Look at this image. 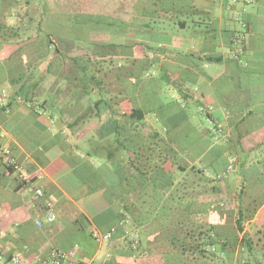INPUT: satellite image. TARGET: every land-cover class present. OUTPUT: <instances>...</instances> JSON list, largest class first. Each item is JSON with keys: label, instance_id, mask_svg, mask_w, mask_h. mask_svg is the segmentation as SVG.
<instances>
[{"label": "crops", "instance_id": "0c3cea01", "mask_svg": "<svg viewBox=\"0 0 264 264\" xmlns=\"http://www.w3.org/2000/svg\"><path fill=\"white\" fill-rule=\"evenodd\" d=\"M138 2L150 3L155 10H171L172 4L178 3L174 9L178 13L176 20L159 19L153 23L159 33L166 32V23L175 30L170 42L159 43L165 50L147 54L142 49L136 56L140 60L157 59L170 82L185 88L180 99L186 106L196 102L206 113V117L193 122V113L181 111V100L168 104L173 109L167 115L175 116L173 126L168 127V138L175 149L176 142L181 144L179 154L166 169L173 175L172 181L176 184L180 179L179 163L197 165L212 180L201 186L199 196L182 200L199 204L201 209L210 207L211 212L182 218L209 220L216 226L213 232L220 239L213 247L221 252L212 256V261L220 264L226 256L229 264H257L253 253L261 252L264 258V0ZM16 10L28 11V6L0 11V144L9 147L32 175L41 174L38 183L44 194L36 196L21 187L0 154V264H48L54 249L68 254L70 261L87 264L212 262L198 259L191 243L184 249L182 245L177 247V237L184 235L187 227H178L174 215L162 211V206L169 203L165 196L149 190L161 181L153 178L150 187L148 181L140 180L144 189L128 196L129 201L137 203V209L127 214L121 200L114 198L110 202L102 190L88 192L87 183L79 174L74 175L83 169V162L90 169L96 167L92 157L78 156L81 152L77 146L87 137L97 136V119L89 118L73 131L66 126L72 120L69 114L50 118L45 112L37 114V102L23 96L12 98L18 86L13 79L37 58L30 44L18 49L26 42L24 33L17 36L15 30L5 29L18 23ZM179 28L185 29V34ZM63 39L75 41L78 37ZM146 39L139 41L149 43ZM63 55L71 57L65 51ZM47 62L41 65L45 79L35 92L49 105L57 97L56 89L65 83L57 84V75L46 72ZM58 71L62 73L64 69ZM142 81L140 93L145 96L148 91L143 93ZM64 100V96L60 97V101ZM159 101L158 95L152 93L154 106L163 105ZM167 115L159 119L148 115L143 133L161 129L160 122L168 123ZM108 120L104 117L103 121L108 124ZM184 133L189 138L185 144L179 138ZM49 209L57 215L53 222L46 220ZM239 217L242 232L236 226ZM38 220L43 221L41 226ZM111 230L110 238H101ZM244 234L252 240L253 253L248 259L241 242Z\"/></svg>", "mask_w": 264, "mask_h": 264}, {"label": "trees", "instance_id": "16d2710c", "mask_svg": "<svg viewBox=\"0 0 264 264\" xmlns=\"http://www.w3.org/2000/svg\"><path fill=\"white\" fill-rule=\"evenodd\" d=\"M23 4L34 6L33 12L14 11L18 14V23L7 25L5 29L15 30L17 36L24 33L26 42L19 43L18 49L30 44L34 47L37 58L30 61L26 69L13 79V84H18V86L14 89L12 98L23 96L27 101L37 102L35 103L37 114L45 112L50 118L69 114L72 120L66 126L73 131L78 130L87 119H97V136L87 137L81 145L77 146L81 152L78 156L81 159L82 155L92 157L97 163L96 167L90 169L88 163L83 162V169L80 172L75 171L74 175L79 174L78 176L83 179L84 183H87L88 192L102 190L104 197L110 202L114 198L121 200L124 207L123 212L127 214L134 213L137 209V203L129 201L128 196L144 189L140 180L148 181L149 184L148 182L146 184L150 187L153 178L161 181V184L148 188L149 190L154 189L169 201L162 206V211L174 215L173 221L178 227L186 226L187 229L191 227V230L186 229L184 235H178L177 247L182 245L184 249L185 244L188 246L191 243L193 254H196L198 259L212 261L213 257L209 254V247L215 246L220 239L213 232L216 226L209 220L206 222L200 218L194 219L195 217L188 216L186 217L189 220L182 218V215L186 214L194 216L200 212H211L210 207L201 209L199 204L184 203L182 200L199 196L202 191L201 186L208 185L212 180L197 165L186 166L179 163L177 164V175L180 179L176 184L173 182L175 180L173 175L170 176L167 171L169 162H173V157L179 154L168 138L170 131L168 127L173 126L175 116H168L167 113L172 111L173 107L168 104L154 106L151 91H148L145 96L140 93L142 78L147 74L144 68L152 66L157 59L142 58L140 60L136 56L137 49H143L145 53L150 54L153 50L163 52L165 48L161 45L153 46L133 37L138 36L137 32L143 30L144 27L151 28L150 17L153 21L176 20L175 16L178 13L174 9L178 3L174 2L171 10L167 7L155 10L150 4V7L138 11L139 16L143 13V17H149L148 20H144L143 28L134 25L135 17H132L131 21H124L109 14L103 16L101 13L98 15L87 12L67 13L59 18L53 16L50 19L48 0L0 1L1 10L17 9ZM180 6L183 7L182 4ZM95 17L101 21L99 25H103L110 31L113 36L112 40L104 45L94 43L93 50L86 45H79L83 50L82 54L69 58L64 57L65 50L62 45L67 48L75 41L65 40L56 34L53 27L48 29L45 26L48 21L54 26L69 29L89 26L93 24ZM119 20L130 24L125 28L120 27ZM1 28L3 29V26ZM121 32L134 36L131 39L121 40L118 37ZM79 41L85 43L84 40ZM97 47H100L102 51ZM94 50L100 53L96 55ZM46 60L48 61L46 72L57 75V84L65 83L64 87L56 89L57 97L49 105L46 99L37 98L35 92L39 83L45 79V73L41 72V65ZM68 60L73 63L72 68H69ZM62 68L64 69L62 73L57 72ZM62 96H64V101H60ZM183 110L181 108L182 112ZM148 115L158 116V119L160 116L165 115L166 117L167 115L168 123L160 122L161 129L144 134L142 129L147 126L145 118ZM104 117L109 118L108 124L103 121ZM239 213L242 214L241 209ZM204 226L208 227L205 231L201 229ZM236 226L240 232L244 230L241 217L237 218ZM202 240L206 242L201 243ZM241 242L245 252L252 254L251 238L244 234ZM182 253L183 250L178 251V256Z\"/></svg>", "mask_w": 264, "mask_h": 264}, {"label": "rangeland", "instance_id": "374dc122", "mask_svg": "<svg viewBox=\"0 0 264 264\" xmlns=\"http://www.w3.org/2000/svg\"><path fill=\"white\" fill-rule=\"evenodd\" d=\"M138 1L139 0H48L49 5H50V11L48 12V15H49L48 17L50 19L53 16H56L59 18L60 16L65 15L67 13L74 14L78 12L94 13L97 15L101 13L103 14V16L109 14L113 17H117L120 20H124V21L126 20L131 21L132 17H135L134 25L137 27L143 28L145 26L144 20H148L149 17H145V16L143 17L144 15L143 13H141L142 15L139 16L140 14H137V13L138 11H142L146 7H150V3H140ZM26 6H28V11L33 12L35 8L34 6L32 5L31 6L26 5ZM109 18L111 19V21H113L110 16ZM110 19H107V20H110ZM150 19L152 21L151 28L148 29L144 27L143 30L137 32V34L139 35L138 36L135 35L136 37H133V38L136 40H142V41H144L147 38L146 41L150 43L151 41H150V38L148 37H151L152 41L156 44V46H158L159 43L170 42V37H172L173 33L175 32V30L172 28V25H170L169 23H166L167 25L165 28L166 32L159 33L158 31L159 29L155 27L156 25H153L155 21L152 20V17H150ZM100 22L101 21H98L97 17H95L93 24L89 26H78L76 28L69 29V28L54 26L49 21L48 23H45V26L48 29L50 27H53L54 28L53 30L60 37H63L66 39H73V37L74 38L78 37V39L75 40V42H72L71 44H69L67 48L64 47V45H62L66 54H69L71 56H78V55H81L83 52V50L81 49L79 45H86L89 49L93 50L92 48L94 47L93 46L94 43L98 45H104L112 40L113 36H111L110 31L104 28L103 25H99ZM129 24L130 23H123L122 21L118 23V25L123 28H125V26ZM179 31L184 32L185 34V29L179 28ZM132 36L134 35L130 34L129 36L125 32H121L118 35V37L121 40L127 39V38L131 39ZM80 39L84 40L85 43H82L81 41H79ZM178 43L181 44V39L178 40ZM97 48L102 51L100 47H97ZM137 51H138L137 55L142 53L141 49H137ZM94 53L97 55L100 53V51L98 52V50H94ZM100 55H102V53ZM67 62H68L69 68H72L73 66L72 61L68 60ZM74 68L76 69L75 66ZM144 69H145V73L147 74L143 76L142 79L143 80L146 79L147 82L144 83L142 81V83L145 85L143 93H146L147 91H151L152 93L158 95V97L160 98L159 102H161L162 104H171V103L177 102L178 100H181L179 102H181V105L184 108V110L187 111L188 113H193L194 115V118L192 119L193 122H195L197 119L200 120L201 118L203 119V117H206L205 111H201L196 102L191 103L190 107L186 106L185 100L180 99V97H182L184 94L185 88L183 90V86H179V85L176 86L174 85L176 84L175 82H170L169 78L165 75V71L159 68L158 61H154L152 66L144 68ZM183 77H180V78L182 79ZM149 80H152V81H149ZM156 81H159V84H157ZM174 114L177 117H180V115L176 114V111ZM179 138L182 139V142H184V144L187 143L189 140V138L185 136V133L182 137L179 135ZM190 138L192 139L195 138V135L193 134L192 136H190ZM175 144L179 152L181 144L180 142H176ZM220 252L221 251L217 250L216 247H213V246L209 247V254H211L212 256H218L220 255ZM248 255H249V252L246 251L244 255L245 259H248ZM254 256L257 258L255 260L257 264H264V258L262 257L261 252H255ZM225 257L226 256H224L223 259H221L220 264H229L228 257L226 259ZM254 263L255 262H253V264ZM209 264H219V262L212 261V262H209Z\"/></svg>", "mask_w": 264, "mask_h": 264}, {"label": "built area", "instance_id": "2783aa9c", "mask_svg": "<svg viewBox=\"0 0 264 264\" xmlns=\"http://www.w3.org/2000/svg\"><path fill=\"white\" fill-rule=\"evenodd\" d=\"M0 154L3 157L5 165L15 175L16 180L21 187L29 189L36 196H42L44 194L43 188L38 183L41 179L40 173L37 175H32L29 171H27L24 164L18 159V157L14 155L13 151L7 146H3L0 144ZM56 218V213L52 209H49L46 214V220L48 222H53L56 220ZM42 223L43 221L41 220L37 221L38 226H41ZM112 231L113 230L103 235H100L101 238H110ZM1 235L2 231L0 230V237ZM49 257L50 259L48 264H87L84 261H70L69 255L59 249H54L53 251H51ZM16 261L19 262V259H16Z\"/></svg>", "mask_w": 264, "mask_h": 264}]
</instances>
